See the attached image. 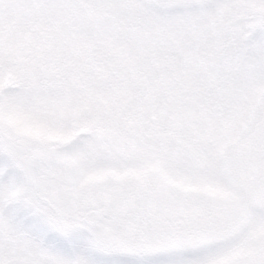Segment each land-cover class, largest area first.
I'll list each match as a JSON object with an SVG mask.
<instances>
[{
	"label": "snow or ice",
	"instance_id": "1",
	"mask_svg": "<svg viewBox=\"0 0 264 264\" xmlns=\"http://www.w3.org/2000/svg\"><path fill=\"white\" fill-rule=\"evenodd\" d=\"M0 264H264V0H0Z\"/></svg>",
	"mask_w": 264,
	"mask_h": 264
}]
</instances>
